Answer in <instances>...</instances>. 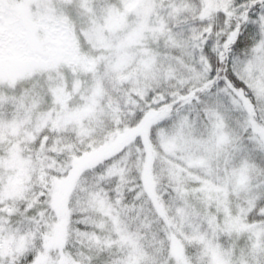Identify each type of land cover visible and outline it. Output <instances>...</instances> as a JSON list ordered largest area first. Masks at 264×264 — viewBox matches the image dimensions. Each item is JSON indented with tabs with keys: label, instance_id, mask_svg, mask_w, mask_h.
Wrapping results in <instances>:
<instances>
[{
	"label": "snow or ice",
	"instance_id": "1",
	"mask_svg": "<svg viewBox=\"0 0 264 264\" xmlns=\"http://www.w3.org/2000/svg\"><path fill=\"white\" fill-rule=\"evenodd\" d=\"M0 264H264V0H0Z\"/></svg>",
	"mask_w": 264,
	"mask_h": 264
}]
</instances>
